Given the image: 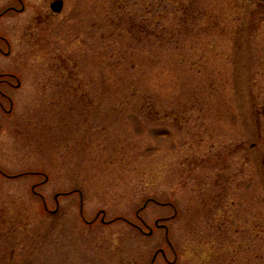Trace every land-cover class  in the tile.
Segmentation results:
<instances>
[{
	"label": "rangeland",
	"instance_id": "rangeland-1",
	"mask_svg": "<svg viewBox=\"0 0 264 264\" xmlns=\"http://www.w3.org/2000/svg\"><path fill=\"white\" fill-rule=\"evenodd\" d=\"M49 1L0 0V264H264V4Z\"/></svg>",
	"mask_w": 264,
	"mask_h": 264
},
{
	"label": "flooded vegetation",
	"instance_id": "flooded-vegetation-1",
	"mask_svg": "<svg viewBox=\"0 0 264 264\" xmlns=\"http://www.w3.org/2000/svg\"><path fill=\"white\" fill-rule=\"evenodd\" d=\"M14 3L15 2H17L18 4H20V6L21 5H23L25 2H24V0H12ZM57 1H61L62 2V9H61V12L60 13H53V11L51 10V5L53 4V3H55V2H57ZM112 10L115 12V13H124V11H125V7L123 6V5H121V3L119 2V0H113L112 1ZM23 8V7H22ZM15 7L11 4L10 6H5L3 9H1L0 10V18H3V17H5V16H7L6 14H8L11 10L12 11H15ZM48 9L50 10V12L52 13V15H59V14H61L62 13V11H63V9H64V0H50L49 2H48ZM87 14H90V13H92V14H94L95 13V7H88L87 6ZM23 10V9H22ZM136 10H138V9H136ZM48 13H49V11H48ZM91 18H93V16H91ZM139 22V21H138ZM95 23L96 22H92L91 23V25H95ZM149 23V22H148ZM137 25H136V31H137V37H138V35H139V40L140 41H143V38H144V33H145V29H149V28H152L153 29V32H152V34H153V36H155V34H159V33H155V30H154V26H156V24H154V25H152V24H147V26L146 27H143V25L145 24H143V23H136ZM153 26V27H152ZM5 40V41H4ZM138 40V39H137ZM0 41H4L5 42V44L8 46V48H9V43L7 42V40L4 38V37H2V36H0ZM64 60V61H63ZM67 61H66V59H60V61H58V63H59V65H57V70L56 71H58V69L60 70V73H66V72H68V73H70V71H72V70H69L68 69V64L66 63ZM67 79H68V81H70L71 83H73V85L76 83V84H78L79 85V82H78V78H76V77H72L71 75L69 76V75H67ZM11 80H15L16 81V86H13V84H12V82H11ZM76 80V81H75ZM2 85H4V86H8V87H14L15 89H19L20 87H21V81H20V77H18V76H16V75H14V74H0V86H2ZM73 85H72V87L71 88H68V87H66L65 88V90H68V91H71L72 93H70V94H72V95H75V97L77 96V95H79V93H78V91H79V87L77 86V87H73ZM55 89H56V87H55ZM63 88L60 90V95H63ZM42 91V90H41ZM59 94V93H58ZM55 91H53L52 93H51V95L50 96H53V97H55L56 95H58ZM67 94H69V93H67ZM0 96H2V97H4L5 99H7V101L9 102V104H10V108L12 107V105H13V102H12V100L8 97V96H6L5 94H4V92L0 89ZM59 96V95H58ZM0 106H1V102H0ZM78 103L77 104H73V105H71V107H72V109H71V111H75V110H77V108H78ZM90 110V109H89ZM253 148H255L254 146H253ZM3 173V172H2ZM55 199H57V197L55 198ZM45 204V203H44ZM58 204V203H57ZM45 209H46V205H45ZM47 210V209H46ZM48 211V210H47ZM49 212H54V211H49ZM83 221H84V223H86V224H91L92 222H88V221H86V220H84L83 219ZM101 222L102 223H105L103 220H101ZM157 228H164L163 226H156ZM173 250V249H172Z\"/></svg>",
	"mask_w": 264,
	"mask_h": 264
},
{
	"label": "water",
	"instance_id": "water-1",
	"mask_svg": "<svg viewBox=\"0 0 264 264\" xmlns=\"http://www.w3.org/2000/svg\"><path fill=\"white\" fill-rule=\"evenodd\" d=\"M248 1H252V0H248ZM261 2H264V0H260ZM62 2L61 1H57L55 3H53L51 5V10L53 11V13H60L61 9H62Z\"/></svg>",
	"mask_w": 264,
	"mask_h": 264
}]
</instances>
